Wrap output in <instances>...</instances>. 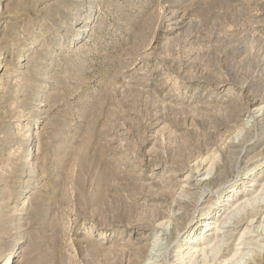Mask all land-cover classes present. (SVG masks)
<instances>
[{"label":"rangeland","instance_id":"1","mask_svg":"<svg viewBox=\"0 0 264 264\" xmlns=\"http://www.w3.org/2000/svg\"><path fill=\"white\" fill-rule=\"evenodd\" d=\"M199 248L264 264V0H0V264Z\"/></svg>","mask_w":264,"mask_h":264},{"label":"bare ground","instance_id":"2","mask_svg":"<svg viewBox=\"0 0 264 264\" xmlns=\"http://www.w3.org/2000/svg\"><path fill=\"white\" fill-rule=\"evenodd\" d=\"M37 135V134H36ZM34 137H33V134H30L29 136H26V137H24V138H22V140H21V145H22V147L23 148H25V147H28V146H33L34 145ZM32 140V141H31ZM22 148V149H23ZM29 155H31V150L29 151ZM262 194H263V192H261ZM262 197H263V195H261ZM261 196H259V197H261ZM259 197H246L245 199H243L241 202H239V204H235L236 206L235 207H232V209H229V211H227L226 212V215L224 216V219L222 220V221H220L221 223H219V225H217L214 229V233H215V231H218V230H220V229H222V228H224L225 227V224H228V223H230V222H233V218H234V216L236 215V214H238L239 212H241V210H242V208L244 209V208H246L245 207V205L248 203H254V201H256V199L257 198H259ZM25 201H27V200H25ZM202 219L203 220H208L209 218H208V213H203L202 214ZM237 217H238V215H237ZM69 221V220H68ZM244 221V220H243ZM66 222V221H65ZM241 222V221H240ZM70 223V222H69ZM262 223V222H261ZM65 224V223H64ZM66 224H68V223H66ZM258 229V228H257ZM245 230H246V228H245ZM245 233V232H244ZM219 234V233H218ZM243 234V233H242ZM222 235V234H221ZM217 236H220V235H217ZM218 238V237H217ZM217 238H215V239H217ZM22 241V240H21ZM160 242V241H159ZM218 242V241H217ZM216 242V243H217ZM221 242V241H220ZM17 243V242H16ZM185 244H189L188 245V247H186L183 251H187V252H189L190 251V249L192 250V249H194L195 247H196V245H194V246H192L191 245V243L190 242H188V243H185ZM184 244V245H185ZM220 244H222V242L220 243ZM215 245V244H214ZM218 247V248H217ZM217 247H213L212 248V251H213V255L214 254H217L218 252H219V246L217 245ZM200 249V248H199ZM211 249V248H210ZM211 253V252H210ZM208 254V251L206 250V249H204V248H202V249H200V250H195V251H192L191 252V254H190V256H188V259H187V264H198V262L199 261H201V260H203L202 262H204V259L208 256L207 255ZM9 258V260H6V261H4V264H12L13 262H14V260H15V254L14 253H10L5 259H8ZM216 258V257H215ZM12 259V261L10 262V260ZM182 259V258H181ZM207 259H208V257H207ZM209 260V259H208ZM205 261L207 262V260L205 259ZM256 261V260H255ZM201 262V263H202ZM205 262V263H206ZM226 262V261H225ZM179 263H181V262H179ZM182 264V263H181ZM199 264H200V262H199Z\"/></svg>","mask_w":264,"mask_h":264}]
</instances>
